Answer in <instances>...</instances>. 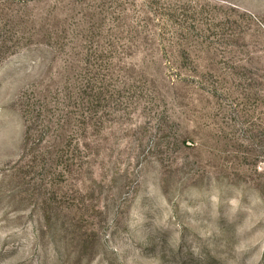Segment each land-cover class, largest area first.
<instances>
[{
	"label": "rangeland",
	"instance_id": "374dc122",
	"mask_svg": "<svg viewBox=\"0 0 264 264\" xmlns=\"http://www.w3.org/2000/svg\"><path fill=\"white\" fill-rule=\"evenodd\" d=\"M0 264H264V0H0Z\"/></svg>",
	"mask_w": 264,
	"mask_h": 264
}]
</instances>
